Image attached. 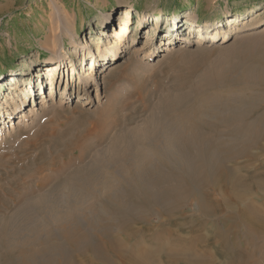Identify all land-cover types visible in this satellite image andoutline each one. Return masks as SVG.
I'll return each mask as SVG.
<instances>
[{"label": "rangeland", "instance_id": "obj_1", "mask_svg": "<svg viewBox=\"0 0 264 264\" xmlns=\"http://www.w3.org/2000/svg\"><path fill=\"white\" fill-rule=\"evenodd\" d=\"M126 1L121 5L105 8L101 0H0V78L5 77V82L0 85V98L2 92L6 95L11 93V74L19 78L30 75L32 81L29 86L35 90L32 97L26 96L24 99L20 95V98L27 101L26 111L20 114V109L24 106L20 103L19 111L12 116H4L5 121L0 124L1 236L11 238L25 230L28 220L25 216L28 212L26 207L37 204L38 197L32 196L28 200H23V197L35 195L38 184L44 182L46 176L59 174L57 168L66 161L61 152L74 143H91L99 130L109 127L106 125L114 119L119 121L122 128L120 130H123L122 133L120 130L115 132L125 137L129 133L126 130L131 127L132 130L135 128V131L138 129L144 133L150 124L161 126L175 123V117L178 119L181 115L193 121L201 119L209 124L211 122L216 126L225 122L219 129L226 135L233 132L231 128H234L232 126L236 122L243 121L244 125L253 126L264 118V0H136L135 6ZM128 5L138 13H142L147 5L161 10L163 14L159 16L157 23L160 27L150 31L152 26L145 27L142 24L143 30L134 31V15L129 26L130 35L117 47L115 68L101 80L99 73L102 69L99 67L106 60L102 62L94 50L95 47L92 46L95 56L86 61L84 66L83 55L74 51V48L70 49L69 43L72 39L82 44L89 40L96 41L95 32L101 28L106 18H115L116 10ZM236 12H242V21L235 22L228 28L226 18ZM186 18L196 21V27L186 26ZM204 20H211L215 24L212 28H200L208 39L195 46L193 43L197 40V27L202 26ZM251 23L253 28L247 30ZM109 30L108 26L106 33ZM215 32L229 33L231 39L225 44L219 43L221 38L211 41L210 36ZM158 33L161 35L158 36ZM186 33H191L190 45L183 40V37L187 39L184 36ZM108 36L101 43L104 41L107 44L114 40L112 34ZM52 39H59L68 60L59 73L55 74L56 79L50 88L48 83L51 78L45 66L48 58L52 56ZM132 39L137 42V47L124 49L125 42ZM161 39L163 41L160 43ZM144 41H147V46H143ZM210 42L214 45H210ZM153 47L159 52L157 57L153 61L142 60L143 53ZM59 65L61 63L57 64ZM91 73H95V79L99 82L98 89L88 83ZM39 74L40 79L37 78ZM202 95L207 100L203 101L206 103L204 107L200 100ZM208 100L213 103L210 104ZM197 101H201L200 108ZM167 104L173 105L176 113L172 111V114L175 113L176 116L167 117V114L171 115L167 113L170 112L167 110L170 105ZM194 105L197 108L193 111ZM105 110L111 113L106 115L103 113ZM24 113L25 118H21ZM167 120L174 122L167 123ZM107 143L105 140L98 148L91 150L84 160L90 159V154L97 149H105ZM261 143L264 146V139ZM261 149V146L254 147L251 151L257 159L249 162L241 159L239 165L250 164L251 172L259 168L264 161V149ZM54 157H58L60 164H51ZM89 161L87 159L85 163L88 164ZM76 174L79 175L74 177L85 179L82 171ZM63 184L59 185V179L55 180L49 188L52 190L45 192L51 194L46 197L47 205L52 206L57 198H61ZM189 189L195 193V198L184 204L178 215L186 216L177 220L182 225L174 227L181 226L180 231L186 230L188 226L184 222L189 218L191 220V216L194 222L203 220L210 224V220L202 214L199 217L197 211L196 203H205L200 199L201 193H197L199 191L193 185ZM222 192L219 191L218 194L222 195ZM251 192L253 195L256 193V200L264 199L261 192ZM134 209L135 213L144 217L150 215L154 224L160 221L158 214L149 209ZM111 223L120 226L118 222ZM232 223L227 214L220 215L217 228L222 231L230 228L231 231L226 237L224 247L218 245L216 248L211 243L203 246L208 256L213 257L216 264H228L230 261H241V264H245L246 260V264H264V235L257 229L256 236L251 235L243 221L237 227ZM192 226L196 228V224ZM183 234L186 237L191 236V232L184 231ZM245 253L250 259L244 261L242 254Z\"/></svg>", "mask_w": 264, "mask_h": 264}, {"label": "bare ground", "instance_id": "obj_2", "mask_svg": "<svg viewBox=\"0 0 264 264\" xmlns=\"http://www.w3.org/2000/svg\"><path fill=\"white\" fill-rule=\"evenodd\" d=\"M114 14L115 18L107 17L101 28L95 32L96 41L89 40L82 44L72 39L69 43L70 49L74 48V51L83 55L84 66L86 61L95 56V51L102 62L106 60L99 67L102 69L99 73L101 80H104L109 71L115 68L118 58L117 47L130 35L129 26L132 24L133 16L136 15L134 31L143 30L142 24L145 27L152 26L151 31L160 27L157 23L163 13L147 5L142 13L134 11L131 6H124ZM241 16L242 12L228 16L226 26L229 28L233 23L241 22ZM185 20L186 26L196 27V21L193 19ZM214 24L211 20H204L203 25L197 27L198 36L193 43L195 46L205 43L203 40L208 39L200 28L208 26L212 28ZM108 26L110 30L106 33ZM252 28L251 23L246 29ZM108 34L109 36L112 34L114 40L108 41L107 44L104 41L101 43ZM160 35L158 33V36ZM190 35L191 33H186L184 36L187 39L183 37L184 42L189 45L192 43L189 39ZM210 38L211 41L221 38L220 42L218 41L220 44H225L231 39L229 33L219 34V32H215ZM52 41L53 48L50 49L52 56L48 58L45 66L51 78L48 83L50 88L56 79L55 74L59 73L62 65L68 60L62 51L61 43L58 42L59 39ZM162 41L161 39L160 43ZM210 45L214 43L210 42ZM92 46L95 47V51ZM124 46V49L131 50L137 47V42L132 39L125 42ZM143 46H147V41H144ZM158 53L154 47L149 48L143 53L142 60L153 61ZM58 63L61 65L57 66ZM9 76H12L10 80L13 84L11 83L9 87L11 93L1 94L0 124L5 121L4 116L16 114L19 106L24 105L22 110L20 109V114L26 111L27 101L20 98V95L25 99L26 96L32 97V94H35V90L29 86L32 81L30 75L20 78L14 77L13 74ZM37 78H41L40 74ZM95 78V73H91L88 83L98 89L99 82L97 83ZM3 82L5 77L0 78V85H3ZM200 100L201 104L203 103L201 106L204 107L206 105L203 102L204 96ZM198 104L196 103L197 106ZM196 105L194 109L190 106V109L194 111ZM198 107L200 108V104ZM167 110L170 111L167 113H171L170 116L166 113L168 118L176 116L173 105L168 106ZM172 111L175 113L172 114ZM103 113L108 115L111 112L105 110ZM20 117L25 118V113ZM175 119V123H171L174 122L173 120H170L171 122L167 120V123L169 121L171 124L161 126L150 124V129L148 128L144 133L138 129L135 131V128L132 130V127L130 130L125 129L126 133L129 131L127 136L124 134L125 137L115 132H119L122 128L119 121L114 119L106 125L109 127H104L99 132L96 130L98 133L91 143L81 145L74 143L68 147L69 149L61 152L66 159L62 164L58 162V157H54L56 160L53 158L51 164L53 166L60 164L57 168L59 174L46 176V180L38 184L35 195L26 192L31 196L23 197V200H28L32 196L38 197L37 204L26 207L28 212L24 215L28 220L25 230L13 237L9 233L11 238L0 235V264H178L179 262L216 264L215 259L208 256L203 246L211 243L217 248L218 245L224 247L226 244V237L231 229L225 228L222 231L217 228L222 213L227 214L235 227L243 221L251 235L256 236V229L264 235L262 215L264 199L256 200V193L253 195L251 192L258 191L264 194V161L253 172L250 170V164L239 165L241 159L247 162L257 159L251 152L254 147L261 146L264 149L261 143L264 139V118L255 122L253 126L235 120L236 124L231 128L232 135L229 133L226 135L219 129L225 125V122L221 123V126H216L201 119L193 121L183 115ZM122 131L120 130V133ZM108 132L112 133L107 134ZM105 140L108 141V146L92 152L90 159L87 158L90 161L86 164L87 159H84L87 154L102 145ZM99 161L101 163H97ZM80 171L85 175V179L74 177L79 175L76 173ZM58 179L59 185L64 183L63 193L61 198H57L54 204L49 206L47 196L50 193L45 192L47 190L50 192L52 190L49 189L50 186ZM190 185L195 186L199 191L197 193H201L202 196V198L198 197L205 201V203H196L199 217L202 214L204 218L210 220V224H206L203 220L194 222L191 216L188 223L184 222L188 226L184 231L191 232V236L186 237L184 231H180L181 226L174 227L182 225L178 224L177 220L186 217L178 216L183 205L195 198V193L193 194L189 189ZM219 191L222 195L218 194ZM136 207L145 211L149 209L152 213L158 214L160 221L157 224L152 223L150 215L144 217L135 213ZM111 221L118 222L120 226L110 224ZM194 224L196 230L192 226ZM242 258H245V261L250 259V256L245 253L242 254ZM228 264H241V261L237 263L230 261Z\"/></svg>", "mask_w": 264, "mask_h": 264}, {"label": "crops", "instance_id": "obj_3", "mask_svg": "<svg viewBox=\"0 0 264 264\" xmlns=\"http://www.w3.org/2000/svg\"><path fill=\"white\" fill-rule=\"evenodd\" d=\"M105 4V8L112 7V6H118L125 2V0H101ZM126 2L131 3V5H136V0H127ZM130 6V5H128ZM131 6V7H132ZM133 9V8H132Z\"/></svg>", "mask_w": 264, "mask_h": 264}]
</instances>
